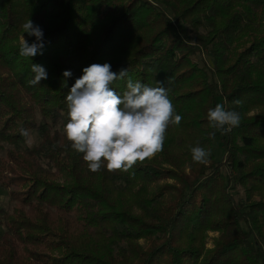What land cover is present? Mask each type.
<instances>
[{"label": "trees", "instance_id": "obj_1", "mask_svg": "<svg viewBox=\"0 0 264 264\" xmlns=\"http://www.w3.org/2000/svg\"><path fill=\"white\" fill-rule=\"evenodd\" d=\"M29 19L44 48L25 58ZM94 63L127 68L118 93L129 77L163 82L182 117L127 173H92L62 133L66 94ZM32 64L48 73L34 86ZM217 104L242 120L210 138ZM0 189V264H264V0H0Z\"/></svg>", "mask_w": 264, "mask_h": 264}, {"label": "clouds", "instance_id": "obj_2", "mask_svg": "<svg viewBox=\"0 0 264 264\" xmlns=\"http://www.w3.org/2000/svg\"><path fill=\"white\" fill-rule=\"evenodd\" d=\"M21 27L23 33L35 37V42L29 44L23 35L19 55L32 58L42 54L44 34L40 26L29 19ZM82 71L65 97L68 120L62 133L71 149L82 154L88 170L97 173L106 168L109 172L127 173L137 163L160 153L169 127L179 126L182 120L164 83L158 81V86L151 87L129 77L125 90L118 93L112 85L128 77L127 68L116 73L110 63H94ZM31 72L32 86L48 78L43 66L32 64ZM71 76L70 70L63 72L64 87ZM232 103L241 106L243 101L236 99ZM241 120L240 112L217 104L207 112L208 126L213 130L209 137L214 138L217 131L230 133ZM20 134L27 143L31 142L29 129L21 128ZM190 154L195 164L209 162L210 152L199 144L191 147Z\"/></svg>", "mask_w": 264, "mask_h": 264}, {"label": "rangeland", "instance_id": "obj_3", "mask_svg": "<svg viewBox=\"0 0 264 264\" xmlns=\"http://www.w3.org/2000/svg\"><path fill=\"white\" fill-rule=\"evenodd\" d=\"M20 41H21V39H20ZM30 138H31V142L27 143V147L32 148L38 144L39 137L36 134H32L30 136ZM222 153H223L222 150H220L218 152L219 157L224 156ZM11 208H12V203L8 197V193L6 191L0 189V236H2L4 233V227L2 225V223H3L2 217L5 214L9 213ZM216 236H217L216 234H208L207 248H209V249L211 248V246H212L211 240L213 238H215Z\"/></svg>", "mask_w": 264, "mask_h": 264}]
</instances>
